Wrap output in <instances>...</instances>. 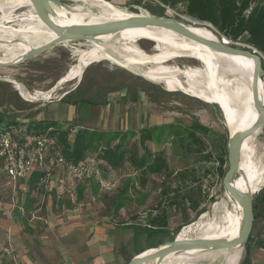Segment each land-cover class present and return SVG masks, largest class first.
I'll return each instance as SVG.
<instances>
[{"label":"rangeland","instance_id":"obj_1","mask_svg":"<svg viewBox=\"0 0 264 264\" xmlns=\"http://www.w3.org/2000/svg\"><path fill=\"white\" fill-rule=\"evenodd\" d=\"M109 1L131 12L147 11L153 16L168 14L167 9L165 10L155 0ZM63 3L67 7L74 5L71 1ZM83 7L88 8L89 6L85 4ZM91 9L97 11L95 7ZM23 10L26 11L27 8ZM176 10L179 15L175 17L179 20L188 22V19H195L183 13L181 7H177ZM210 27L223 36L213 25ZM228 40L231 43L235 42ZM236 43H239L242 48H250V45L245 42V37ZM88 44V41L60 43L45 53L16 65L0 67V76H12L31 92L50 90L78 61L80 49L89 48ZM139 44L148 53L154 52L155 43L153 41L143 39ZM182 59L176 61L177 64L182 65L181 67L187 64L199 65L198 61L189 64ZM100 108L110 111L108 120L113 126H129L131 127L130 132L138 131L143 125H158V133L153 142L148 145L152 150H163L169 165V172L162 174L164 178L151 180L150 188L156 192L157 196L150 204L145 203V198L139 200L138 197L144 192L135 180L138 175L132 169L123 167L118 170H109L101 166L102 180L107 185L104 186L101 181L93 178L89 188L94 192L96 202L102 203V211L109 212L113 219L119 220V209L136 199L142 201L140 205H145L141 209L142 212L151 208L161 207L165 210L168 208L171 219L176 222L173 235L170 237L174 239L184 226H194L195 221L209 210L215 201L222 198L223 178L218 173V162L215 161V157L225 155L227 162L223 168L227 170L230 131L224 122L222 110L217 104H207L187 92L168 90L164 85L149 81L108 60L90 64L84 70L81 80L71 79L64 82L52 98L43 101L25 100L11 82L0 77V119L14 122L13 124L17 127L25 124L30 125L31 130H37L38 127L34 124L41 119L52 116H70L72 112L78 113L79 118L77 119L82 125L84 121L90 122L87 124H96ZM195 123L203 124L209 129L206 135L200 134V136L207 144L206 151L213 154L214 158L210 162L203 160V156L193 153L190 148L180 149L177 136L172 138L175 131L185 136L187 130ZM63 124L60 123V125ZM109 130L115 131L116 129ZM255 151V162L259 166L264 165V127L258 137ZM50 171L56 172L55 170ZM81 182H78L73 194H76L82 187ZM165 189H168L167 193H163ZM67 193L71 194V192H65L66 195ZM263 196L264 185L254 195L258 204L254 210L255 218L249 242L248 264H264ZM53 199L57 203L56 197ZM66 199L71 201L69 196ZM61 201L66 200L61 199ZM208 262L210 264L219 263V261L213 263L209 260H203L201 263Z\"/></svg>","mask_w":264,"mask_h":264},{"label":"bare ground","instance_id":"obj_2","mask_svg":"<svg viewBox=\"0 0 264 264\" xmlns=\"http://www.w3.org/2000/svg\"><path fill=\"white\" fill-rule=\"evenodd\" d=\"M66 1L74 2V5L67 7L63 2L51 0V9L48 11L49 17L63 27L113 21L135 15H151L147 11L142 13L128 11L109 0ZM85 4L89 7H83ZM91 7L97 8V11L95 12ZM25 8L27 10L22 11ZM187 21H184L185 25L198 35L213 41L221 40L223 37L208 23L196 19ZM55 35L56 32L41 20L31 0H0V61L3 63L19 59L27 51L48 43ZM143 39L155 43L154 52L148 53L140 46L139 42ZM224 39L225 43L240 47L239 43H231L225 36ZM86 41L89 43V48L78 50L80 56L78 61L50 90L31 92L10 75L0 77L11 82L25 100L43 101L52 98L64 82L71 79L81 80L84 70L90 64L108 60L149 81L162 84L168 90L187 92L207 104H217L220 109L222 106L230 123L237 116L238 122L241 119L246 127L257 117L253 107L254 59L252 57L219 52L171 29L157 26L128 28L114 34L101 35L98 40ZM180 58L189 64L198 61L199 65L187 64L181 67L182 65L176 62L178 59L180 61ZM263 90L262 81L261 92ZM241 127L236 122L232 123L230 128L228 127L230 135ZM262 129L244 141L240 170L235 177V183L243 189L252 191L253 195L264 185V165L259 166L254 160L256 143ZM242 223L241 205L228 190H224L222 198L215 201L210 209L195 221L194 226H184L178 237L233 239L239 234ZM156 250L151 248L145 253ZM244 253L243 246L174 252L168 254L160 264H205L201 263L203 260L213 263L219 261L218 264H240ZM145 264H157V260Z\"/></svg>","mask_w":264,"mask_h":264},{"label":"crops","instance_id":"obj_3","mask_svg":"<svg viewBox=\"0 0 264 264\" xmlns=\"http://www.w3.org/2000/svg\"><path fill=\"white\" fill-rule=\"evenodd\" d=\"M109 112L100 108L96 124L84 121L82 125L77 119L78 113L73 112L70 116L44 120L105 130L131 128L113 126L108 120ZM55 171L42 186L38 184L39 179H34L35 188L30 183L31 175L16 193L3 177L0 183V264H126L136 254L173 239L170 237L176 222L171 219L168 208L142 212L145 205H140L142 201L136 199L119 209V220L113 219L109 212L101 210L102 203L96 202L89 188L92 177L82 180V187L72 197L68 193H57L58 176L63 171L60 167ZM162 178V174H148L144 186L138 182L144 192L139 200L145 198L146 204L152 203L157 195L150 188L151 180ZM12 194L15 204L11 202ZM68 196L71 201L66 199ZM7 246L13 253L4 251Z\"/></svg>","mask_w":264,"mask_h":264},{"label":"trees","instance_id":"obj_4","mask_svg":"<svg viewBox=\"0 0 264 264\" xmlns=\"http://www.w3.org/2000/svg\"><path fill=\"white\" fill-rule=\"evenodd\" d=\"M163 3L176 7L182 3L183 13L208 22L218 29L221 35L232 41H240L245 37V42L258 49L264 56V0H161ZM250 13L245 11L250 9ZM264 68V59H263ZM14 123V122H13ZM12 122L0 119V127L10 128L16 126ZM37 130H31L30 125H20L22 130L42 131L52 129L57 137L64 157L73 162L86 158L93 159L100 166L109 170H118L123 167L132 169L138 174V182L144 186L148 174H166L169 172L168 158L163 150H152L148 143L153 142L158 133L159 126H144L138 131L105 130L78 125L64 126L55 120L41 119L35 123ZM208 127L203 124H193L186 133V137L173 132L172 138L177 136L180 149H189L203 156V160H213V154L206 151L207 144L203 142L200 134L206 135ZM161 132V133H160ZM159 133L162 135V131ZM218 162V173L224 178L226 169L223 168L227 159L225 155L215 157ZM43 174L35 172L31 178L39 179ZM264 199V196H263ZM258 200L254 197V210ZM154 223V221H152ZM251 236V235H250ZM250 242V237H249ZM249 248L244 264H248Z\"/></svg>","mask_w":264,"mask_h":264},{"label":"water","instance_id":"obj_5","mask_svg":"<svg viewBox=\"0 0 264 264\" xmlns=\"http://www.w3.org/2000/svg\"><path fill=\"white\" fill-rule=\"evenodd\" d=\"M35 11L41 20L51 29L56 32L55 37L48 43L27 51L22 57L10 63H3L0 61V67H8L21 63L29 58L38 56L46 51L54 48L56 45L69 41H86L98 40L99 36L114 34L128 28L157 26L171 29L181 35L196 40L204 45L209 46L211 49L233 54H243L254 59V79H253V107L257 112V117L249 125L244 127V122H238V118H233L232 123H237L242 127L237 129L232 135H229L228 143V162L229 167L223 178L224 190H228L233 198H235L243 209V223L241 230L237 237L228 239L225 237L207 238V237H194V238H179L178 235L170 241L163 242L152 248L156 251L145 253V251L136 254L126 264H145L152 260H157V264L170 253L183 252L190 250H218L230 247L243 246L245 253L240 261L244 264L249 248V237L254 226V195L252 191L243 189L235 183V177L239 174L241 151L244 141L251 135L258 132L264 127V90L261 92V82L264 83V68H263V54L256 48L250 46L245 49L237 45L225 43L224 37L221 40L213 41L198 35L187 27L184 21L175 17L163 15H135L129 18H123L113 21L75 24L63 27L55 23L48 15L51 9V0H31ZM58 3L65 2L66 0H54ZM200 21V20H199ZM208 23V22H207ZM210 24V23H209ZM224 36V35H223ZM224 115L225 123L230 128L231 124L227 113L221 106ZM235 117V116H233ZM151 249V248H150ZM148 250V249H147Z\"/></svg>","mask_w":264,"mask_h":264},{"label":"built area","instance_id":"obj_6","mask_svg":"<svg viewBox=\"0 0 264 264\" xmlns=\"http://www.w3.org/2000/svg\"><path fill=\"white\" fill-rule=\"evenodd\" d=\"M155 1L165 10L167 9L168 14L166 15L168 16L179 15L177 7L184 10L182 3L171 7L161 0ZM250 10L251 8L245 13H250ZM51 131L52 129L26 131L22 130L20 126H11L7 129L0 127V183L3 181V177H6L7 184L13 193H16L22 189L35 172L43 174L39 177L38 183L42 186L54 174L50 170L60 167L63 172L58 176L56 186L58 194L71 192V196L74 197L73 192L78 182L90 177L101 181L104 186L107 185L102 180V167L98 162L90 158L77 163L66 159L57 137ZM10 198L12 204H15V196L12 194ZM4 251L13 253L10 246L5 247Z\"/></svg>","mask_w":264,"mask_h":264}]
</instances>
